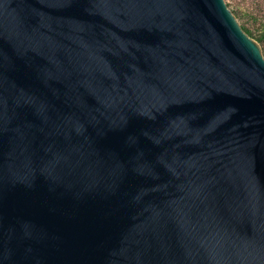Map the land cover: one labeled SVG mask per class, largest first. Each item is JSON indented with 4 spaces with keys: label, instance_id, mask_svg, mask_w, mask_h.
<instances>
[{
    "label": "water",
    "instance_id": "95a60500",
    "mask_svg": "<svg viewBox=\"0 0 264 264\" xmlns=\"http://www.w3.org/2000/svg\"><path fill=\"white\" fill-rule=\"evenodd\" d=\"M0 264H264V56L225 0H0Z\"/></svg>",
    "mask_w": 264,
    "mask_h": 264
},
{
    "label": "trees",
    "instance_id": "16d2710c",
    "mask_svg": "<svg viewBox=\"0 0 264 264\" xmlns=\"http://www.w3.org/2000/svg\"><path fill=\"white\" fill-rule=\"evenodd\" d=\"M227 4L243 30L259 43L264 56V0H231Z\"/></svg>",
    "mask_w": 264,
    "mask_h": 264
},
{
    "label": "rangeland",
    "instance_id": "374dc122",
    "mask_svg": "<svg viewBox=\"0 0 264 264\" xmlns=\"http://www.w3.org/2000/svg\"><path fill=\"white\" fill-rule=\"evenodd\" d=\"M225 1H226V3H227V2H230V3H231V0H225ZM228 6H229V5H228ZM229 7H230V6H229ZM230 8H231V7H230Z\"/></svg>",
    "mask_w": 264,
    "mask_h": 264
}]
</instances>
